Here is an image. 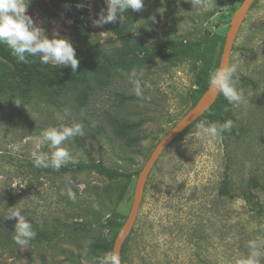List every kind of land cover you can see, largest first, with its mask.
Listing matches in <instances>:
<instances>
[{
	"label": "rangeland",
	"instance_id": "1",
	"mask_svg": "<svg viewBox=\"0 0 264 264\" xmlns=\"http://www.w3.org/2000/svg\"><path fill=\"white\" fill-rule=\"evenodd\" d=\"M79 2L92 22L102 12L107 15L105 0ZM26 3V14L49 38L58 33L57 38L70 39L76 52H82L63 0ZM241 4L144 0L132 32L139 43L153 47L168 38L202 41L213 35L218 45L212 60L205 50L200 61L187 59L177 66L158 59L140 61L130 69L70 81L62 89L37 82L0 95V264H95L85 258L97 241L102 256L113 251L107 220L114 214L129 216L140 171L202 95ZM121 23L122 16L103 27L92 26L94 43L103 51L120 49L110 26ZM231 64L237 68L244 100L232 106L223 96L221 114L234 122L239 138L225 142L199 136L196 124L205 120L200 119L171 143L148 178L138 220L124 244L128 264H236L247 256L248 241L264 239V0L250 9ZM133 69L143 70L142 79L151 83L143 100L129 79ZM50 93L59 95L60 105L50 102ZM73 122H82L86 135L63 145L75 160L68 164L71 171L56 176L34 167L33 150H55L50 142L39 143L42 132ZM97 162L132 176L109 180L77 170L80 163ZM226 173L236 195L232 199L221 193ZM252 179L260 187L252 186ZM69 190L75 200L67 195ZM250 192L261 202L260 212L244 199ZM13 207L24 210L37 233L25 248L13 240L17 220L7 218Z\"/></svg>",
	"mask_w": 264,
	"mask_h": 264
},
{
	"label": "trees",
	"instance_id": "2",
	"mask_svg": "<svg viewBox=\"0 0 264 264\" xmlns=\"http://www.w3.org/2000/svg\"><path fill=\"white\" fill-rule=\"evenodd\" d=\"M63 1L69 9V17L73 23L74 33L77 35L82 45V52H76V57L79 59L77 71L73 73L70 67L42 64L40 60L28 54H26L28 63H18L16 58L11 54V49L6 44L0 43V95L13 89L30 87L37 82L55 84L58 89H62L70 81H86L89 76L96 73L106 74L115 69H130L140 61H153L158 59L172 66H177L187 59H196L200 61L203 58L202 53L205 50H209V58L212 60L218 45V39L211 35L202 41L168 38L156 46L146 47L142 43H139L132 34L135 25L141 17V10L133 11L129 9L122 15V23L119 27L112 28L110 26V29L114 31L119 38L122 47L118 50L103 51L94 43L91 37L93 23L89 15L81 7L79 0ZM241 2L243 3L244 0H241ZM222 41L224 42V38ZM222 48H224V46H222ZM218 65H220V63ZM218 65L217 68H219ZM208 87V84L203 85L201 90L202 95ZM201 96L197 98L196 103ZM48 97L52 104H61L57 93H50ZM222 97L223 94H220L215 104L211 106L200 119L218 123L227 121L228 119L221 114ZM238 138L239 132L235 127H233L230 132H225L222 136L225 142ZM44 170L56 176L64 175L71 171L69 166L62 167L59 171H55L52 168H44ZM77 170L80 172H93L109 180L129 179L132 176L119 169L109 168L102 162L89 164L80 163ZM250 183L252 186L260 187L256 179H252ZM221 193L231 199L236 197V195L231 192L230 179L227 173L225 174ZM244 199L258 207L257 210L259 212L262 210V204L254 193L250 192L249 194H244ZM126 220L127 217H123L119 214H114L107 220V225L112 228L114 234L110 245L112 250H114L115 240ZM102 258L100 243L97 241L94 243L92 252L88 253L85 259L86 261H93L95 264H100ZM122 261L123 264H128L125 259V246L122 250Z\"/></svg>",
	"mask_w": 264,
	"mask_h": 264
},
{
	"label": "clouds",
	"instance_id": "3",
	"mask_svg": "<svg viewBox=\"0 0 264 264\" xmlns=\"http://www.w3.org/2000/svg\"><path fill=\"white\" fill-rule=\"evenodd\" d=\"M194 2L197 6L199 5V0H194ZM105 4L107 15L103 12L98 14V18L92 22L95 27H103L118 18L121 19V16L129 9L140 11L144 0H105ZM27 6L26 0H0V43L6 44L11 49V54L18 63H28L26 59V54H28L32 57H39L42 64L70 67L75 73L79 67V59L76 57V50L70 39L57 38L58 33L49 38L46 30L26 14ZM236 72L237 68L234 64L222 63L219 68L210 72L208 78L210 90L214 94H223L232 106H237L244 100V91L238 87ZM143 76L144 71L136 69H133L129 75L134 94L141 100L145 99L144 89L151 88V83L143 80ZM15 104L20 105L19 102ZM233 127L232 120L223 123L201 120L196 124V134L218 140L225 132H230ZM85 135L82 122L48 127L38 138L39 143L50 142V147L55 150L50 154L33 150L31 152L33 166L59 171L62 167L75 163L74 157L63 145L66 141ZM67 195L72 200L76 199L75 193L71 190ZM13 209L7 217L17 220L13 240L18 246L25 248L36 238L37 233L31 221L24 214V210L18 207H13ZM247 247L249 249L247 256L238 259L236 264H260L261 259H264V239L250 240ZM100 264H122L120 254L116 250L109 251L105 253Z\"/></svg>",
	"mask_w": 264,
	"mask_h": 264
},
{
	"label": "water",
	"instance_id": "4",
	"mask_svg": "<svg viewBox=\"0 0 264 264\" xmlns=\"http://www.w3.org/2000/svg\"><path fill=\"white\" fill-rule=\"evenodd\" d=\"M256 1L257 0H244V2L241 4L240 8L234 15L229 31L225 38L220 65L222 63L230 64V56L234 48L238 34L240 32V29L250 9L252 8V6ZM219 95L220 94H214L208 87V89L201 96L198 102L184 115V117L179 122H177L164 135V137L157 144L152 154L150 155L149 159L145 163L144 167L140 171L130 214L127 217L126 222L124 223L123 227L121 228L115 240L114 250H116V252L120 254L121 261H122V250L124 244L132 234L133 229L138 220L139 212L144 198L146 184L153 168L155 167L161 155L171 145V143H173L184 131H186L192 124H194L198 119H200L210 109V107L215 104Z\"/></svg>",
	"mask_w": 264,
	"mask_h": 264
}]
</instances>
